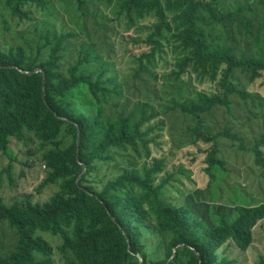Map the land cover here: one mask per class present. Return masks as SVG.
Returning a JSON list of instances; mask_svg holds the SVG:
<instances>
[{"label":"trees","instance_id":"obj_1","mask_svg":"<svg viewBox=\"0 0 264 264\" xmlns=\"http://www.w3.org/2000/svg\"><path fill=\"white\" fill-rule=\"evenodd\" d=\"M211 2L116 0L122 21L138 27L147 46L139 56V71L151 73L170 53L171 64L166 67L174 77L195 74L216 82V92H199L176 103L180 111L175 114L190 120L194 127L191 133L203 141L210 135L208 115L221 109L236 120L237 98H249L235 72L248 71L255 79L264 71V47L255 57L242 56L206 41L205 31L198 24V11L205 9L216 17ZM73 3L84 10L88 0ZM32 7L50 9L48 0H0V152H11L13 136L53 145L44 152L48 171L39 187L58 184V191L42 205L30 201L7 205L2 196L5 170L0 171V224L6 221L17 236L14 250L0 257V264H55L53 247L39 232L61 240L58 251L64 264H229L223 255L225 245L248 251L254 243L256 223L264 219V205L238 210L229 219L222 213L214 219L215 228L210 229L205 221L164 203L166 181L160 178L166 172V162L147 151L168 128L166 122L138 104L129 111L130 102L123 98L119 83L109 74L95 47L85 40L79 50L72 45L76 37L72 29L64 31L42 21L40 27L32 29L31 36L36 40L16 43L20 30L11 34V21L30 19ZM246 11L241 7L216 18L227 20L250 36L253 25L244 15ZM33 44L46 50V60L40 61L26 49ZM66 49L71 50L74 61L62 73L58 67L67 55ZM37 68L40 70L33 72ZM84 87L89 97L82 91ZM115 96L124 102L120 109L118 105L109 107ZM66 128L72 140L62 144ZM156 130L159 133L154 139L150 135ZM229 138L242 141L235 132ZM263 141L264 137L253 152L257 164L264 168V154L259 150ZM119 149L146 151L149 160L143 174L129 167L117 168V176L98 190L89 177ZM216 153L213 149L207 154L209 167H221ZM11 166L6 169L9 177ZM144 206H150L152 213L147 214ZM255 264H264V255Z\"/></svg>","mask_w":264,"mask_h":264},{"label":"rangeland","instance_id":"obj_2","mask_svg":"<svg viewBox=\"0 0 264 264\" xmlns=\"http://www.w3.org/2000/svg\"><path fill=\"white\" fill-rule=\"evenodd\" d=\"M211 1V8L216 12V17L241 7L246 8L248 11L244 15L253 27L249 36L239 32L238 28L227 20H218L211 12L200 9L198 14L201 19L198 24L205 31L206 41L212 47L231 48L236 55L257 56L258 50L264 47V0ZM73 2L74 0H48L49 12L32 7L30 19L11 21L10 33L17 34L19 29L16 43L24 45L28 38L36 40L31 36L32 29L34 26L40 27L42 21L54 24L58 29L63 28L64 31L72 29L76 35L71 40L72 45L79 50L85 40L87 44L95 47L96 53L109 67V74L119 83L123 98L130 102L129 111L138 104L149 113L154 111L158 114L157 119L166 122L168 128L162 132V137L155 139L158 130L151 133L150 136H153L157 143H150L147 151L149 155L151 153V157H161L166 162V172L160 178L161 182L166 181L162 191L164 203L189 212L192 218L205 221L206 227L210 229L215 228L214 219L222 216V213L225 214L222 217L229 219L235 216L238 210L264 205V168L257 164L253 152L255 144L264 137V71H260V75L255 79H251V73L248 71L235 72L234 77L248 92L249 98L247 101L237 98L236 120L221 109L214 110L206 118L209 140H197L196 135L191 133L194 129L192 122L175 114L180 111L176 109V103L194 98L199 92H216V82L202 80L195 74L182 78L174 77L170 68L166 67L171 64L170 53L165 54L164 59L152 68L151 73L139 71V56L147 46L142 42V33L138 31V27L132 28L122 21L116 0H88L84 10L78 9ZM31 21L33 23L29 25ZM28 26L31 29L27 30ZM26 49L31 51L33 57H39L40 61L47 59L44 48H37L33 44L31 49ZM70 51L66 49L67 55L58 67L62 73L70 61H74ZM39 70L40 68L35 69ZM82 91L87 97L90 96L87 87ZM123 103L122 99L115 96L110 100L109 107L111 109L118 105L120 109ZM64 130L61 135L62 144H67L72 137L68 128ZM232 132L240 136L242 141L230 139ZM222 133L228 135H221ZM52 147L53 145L42 144L34 138L22 140L11 137V152H0V171L5 170L2 196L7 205L15 201H30L42 205L58 191V184L39 187L46 179L48 171L43 161L44 152ZM213 149L217 150L215 158L221 161V167L208 165L207 154ZM259 150L264 154V141ZM144 151L139 149L137 153L131 149H119L114 152V158L109 159L89 177L91 184L101 190L108 179L117 176V168L120 167H129L143 174L144 165L149 160ZM10 165L12 177H9L6 171ZM84 172L85 167L80 177ZM143 208L147 210V214L153 211L150 206ZM38 234L53 247L55 264H64L63 256L58 251L61 240L49 234ZM149 238L148 236L147 240ZM16 241L15 229L6 221L1 222L0 257L12 252ZM149 243L153 244L151 239ZM224 248L223 255L229 264L258 262L264 255V219L256 223L254 243L248 251L243 252L227 245ZM172 258L173 256L170 260Z\"/></svg>","mask_w":264,"mask_h":264},{"label":"water","instance_id":"obj_3","mask_svg":"<svg viewBox=\"0 0 264 264\" xmlns=\"http://www.w3.org/2000/svg\"><path fill=\"white\" fill-rule=\"evenodd\" d=\"M33 72H36L35 70ZM78 144H79V138H78Z\"/></svg>","mask_w":264,"mask_h":264},{"label":"clouds","instance_id":"obj_4","mask_svg":"<svg viewBox=\"0 0 264 264\" xmlns=\"http://www.w3.org/2000/svg\"><path fill=\"white\" fill-rule=\"evenodd\" d=\"M37 72V71H36Z\"/></svg>","mask_w":264,"mask_h":264}]
</instances>
